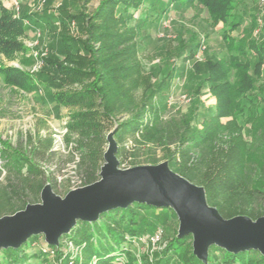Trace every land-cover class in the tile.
Listing matches in <instances>:
<instances>
[{"label":"trees","instance_id":"1","mask_svg":"<svg viewBox=\"0 0 264 264\" xmlns=\"http://www.w3.org/2000/svg\"><path fill=\"white\" fill-rule=\"evenodd\" d=\"M141 1L104 0L87 25L85 56L80 58L72 53L71 43L62 39L63 61L53 55L43 56L36 73L0 65V76L10 86L25 92L44 88L47 99L56 107H82L68 125L71 132L79 136L72 155L76 153L80 157L77 168L80 187L100 180L104 165L102 146L106 143L103 126L116 124V136L140 132L142 140L167 148L170 169L204 188L208 205L224 219L244 216L256 221L264 217V41L236 40L228 34L226 42L230 57L226 62L206 61L203 65L196 63L193 66L194 73L203 76L216 99L215 115L202 124V129L192 126L191 118L164 121L154 101L157 89L137 104L132 97V92L140 86L134 76L138 75L136 68L122 64L124 55L120 51L114 52L112 43L99 39L109 35L108 25L113 17L126 16L128 10H136ZM170 1L176 5L198 0ZM199 1L213 9L217 21L231 20L236 9L233 0ZM62 12L76 21L83 18V15L71 16ZM31 18L14 17L0 0V53L13 60L14 54L24 51L19 39L25 35L24 20ZM255 27H258L256 19L253 20ZM237 28L238 24L232 22L230 33ZM99 30L102 32L98 35L96 31ZM97 43H101L100 48L95 47ZM231 73L234 83L230 80ZM71 84L79 85L80 89L70 90ZM127 115L130 119L121 123ZM226 119L230 121L223 122ZM243 131H248L249 139ZM0 152L4 161L0 173L5 172L8 181L7 186L0 188V218L41 203V193L47 183L55 190L61 165L53 160L51 151L19 152L0 137ZM44 166L49 167L45 169ZM152 209L159 208L134 203L125 209L109 211L96 222H78L69 234L61 237L58 246L47 244L46 249L57 256L59 264H83L82 258L73 259L63 252L62 243L68 240L82 249L81 253L88 261L86 264H93V260L96 264H114L119 256H111L122 250L128 237L136 236L138 212ZM159 210L174 212L169 208ZM39 236L30 238L18 249L1 250L0 255L5 259L0 260V264H28L30 243ZM96 236H102L103 241L111 237L116 250L118 245L122 246L119 251L111 252L109 247H100L102 243ZM189 239L192 236H176L161 254L156 255L153 264H170L174 259L177 264H264V256L259 251L235 254L216 246L210 248L208 261L203 263L193 254ZM218 252L222 254L221 260L216 257Z\"/></svg>","mask_w":264,"mask_h":264},{"label":"rangeland","instance_id":"2","mask_svg":"<svg viewBox=\"0 0 264 264\" xmlns=\"http://www.w3.org/2000/svg\"><path fill=\"white\" fill-rule=\"evenodd\" d=\"M13 1L17 3L19 11L10 2L2 0V3L14 17L32 18L24 20L25 35L19 39L24 51L14 54L13 60L0 53V65L36 73L41 67L43 56L53 55L60 61L65 59L62 55V39L71 43L72 53L80 58L86 55L87 25L104 0ZM233 1L236 9L232 13V19L227 22L217 21L212 14L213 9L199 0L176 5L170 0H142L139 7L136 10L130 8L126 16L112 18L108 25L109 35L99 39L112 43L113 51H120L124 55L125 58L120 61L122 64L134 65L136 68L138 75L134 76L140 86L132 92V97L137 104L157 89L154 101L159 106L164 121L191 118L192 126L202 129V124L215 115L216 99L203 76L198 77L194 73L193 66L196 63L203 65L206 61L226 62L230 57L229 44L226 42L228 34L236 40L264 41V0ZM63 10L71 16L83 15V18L81 16L78 21L68 18ZM117 13L118 11L116 15ZM254 19L258 22L257 28H253ZM232 22L238 24V28L230 33ZM101 32L96 31V34ZM120 38L122 40L117 42ZM95 47L100 48L101 43H97ZM230 80L235 82L233 73ZM160 84L163 85L161 88L158 87ZM68 87L72 91L80 89L77 84ZM164 87L165 90L162 91ZM81 109V106L56 107L47 99L44 88L25 92L10 86L0 76V137L19 152L34 149L51 151L53 160L60 162L61 172L57 175L55 190L51 183H47L45 187L50 186L62 199L71 191L82 188L79 186L77 172L80 157L76 153L72 155L79 136L71 132L68 126L72 123L74 113ZM129 119L130 115H127L120 122ZM228 121L230 119L223 120ZM103 127L106 143L102 150L105 154L110 145L109 137L115 132L117 125L105 124ZM116 132L113 138L118 147L120 170L158 166L162 163L169 166L167 148L142 140L140 132H124L117 136ZM243 134L249 139L248 131H243ZM3 165L4 161L0 158V168ZM48 167L44 166L45 169ZM170 170L174 172V169ZM7 185V174L2 172L0 188ZM136 219V236L132 239L128 237L124 246H117L118 250L113 247L111 237H107L105 241L102 236L95 237L101 241L100 247H109L111 252L119 251L122 246L120 252L111 256H119L114 264H153L156 255L161 254L168 243L179 235L180 221L175 212L143 210L138 212ZM102 225H105L104 221ZM157 229L163 231V237L158 244L152 245L149 238ZM191 242L193 247V237L188 240V243ZM62 245L65 254H70L73 259L82 258L83 264L88 262L81 253L82 249L68 240ZM46 246L44 235L32 241L28 251V264H59L57 256L49 253ZM42 249L44 250L41 252ZM216 257L221 260L222 254L218 252ZM4 259L0 255V260ZM177 262L174 259L170 264ZM93 264H96L95 260Z\"/></svg>","mask_w":264,"mask_h":264},{"label":"water","instance_id":"3","mask_svg":"<svg viewBox=\"0 0 264 264\" xmlns=\"http://www.w3.org/2000/svg\"><path fill=\"white\" fill-rule=\"evenodd\" d=\"M115 132L109 137L98 182L63 199L47 186L41 203L0 218V251L18 249L38 235H44L48 245L58 246L78 222H96L109 211L140 203L172 209L180 221L178 237H193V254L203 263L212 246L235 254L255 250L264 256V217L224 219L208 205L204 188L172 172L167 163L120 170Z\"/></svg>","mask_w":264,"mask_h":264},{"label":"built area","instance_id":"4","mask_svg":"<svg viewBox=\"0 0 264 264\" xmlns=\"http://www.w3.org/2000/svg\"><path fill=\"white\" fill-rule=\"evenodd\" d=\"M4 1L10 2L13 7H16V11H19V7L15 1L13 0H4ZM41 65H42V62H41ZM162 237H163V231L161 229H157L154 232L153 236L149 238V241L152 245H156L162 240Z\"/></svg>","mask_w":264,"mask_h":264}]
</instances>
